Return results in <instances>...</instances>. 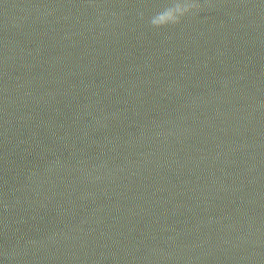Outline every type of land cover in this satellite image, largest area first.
Wrapping results in <instances>:
<instances>
[{"label": "water", "instance_id": "1", "mask_svg": "<svg viewBox=\"0 0 264 264\" xmlns=\"http://www.w3.org/2000/svg\"><path fill=\"white\" fill-rule=\"evenodd\" d=\"M0 264H264V0H0Z\"/></svg>", "mask_w": 264, "mask_h": 264}]
</instances>
